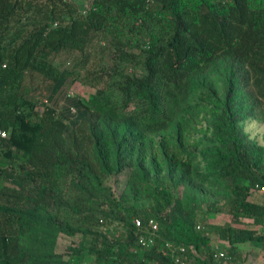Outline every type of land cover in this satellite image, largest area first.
Instances as JSON below:
<instances>
[{"label": "trees", "instance_id": "obj_1", "mask_svg": "<svg viewBox=\"0 0 264 264\" xmlns=\"http://www.w3.org/2000/svg\"><path fill=\"white\" fill-rule=\"evenodd\" d=\"M90 5L0 0V264H176L168 241L193 264H221L180 182L151 179L184 168L204 121L216 143L206 172L223 191L209 207L229 217L215 233L228 264H246L240 246H264V201L251 198L263 148L241 129L264 119V0ZM99 53L114 61L104 74L88 69ZM69 82L95 91L71 95ZM135 218L158 221L155 246H138Z\"/></svg>", "mask_w": 264, "mask_h": 264}, {"label": "rangeland", "instance_id": "obj_2", "mask_svg": "<svg viewBox=\"0 0 264 264\" xmlns=\"http://www.w3.org/2000/svg\"><path fill=\"white\" fill-rule=\"evenodd\" d=\"M73 1L83 11L89 10L92 2V0ZM107 57V55L97 54L92 58L88 69L90 68L93 71L104 74L110 68L108 62L114 63V61L107 59ZM85 75L86 73L82 75V79ZM91 86L92 85H85L82 82L68 83L69 93L82 97H87L95 91V88ZM208 124L209 122L204 121L199 125V130L191 135L190 142L187 144V148L191 154V160L185 162L183 169L180 167L177 169L174 176H169L170 171L161 172V169L158 168L153 171L151 179L152 182H155L154 180H161L160 186L168 185V180L170 179L180 182L179 193L182 204L188 203L189 205L196 204L199 206L196 220L198 222H205L211 227L210 236L212 239V246L215 247L223 246V241L215 233L214 227H223L224 224L229 222V217L223 214V211H214L209 207L210 198L221 196L223 191L221 185L214 179H210L206 172L208 160L211 158L210 154L216 146L212 130L207 127ZM241 126L242 132L249 138L255 140L257 144L263 148L262 165L264 169V119H249L242 123ZM158 140L159 139H157V141ZM147 162H149V160H147ZM108 186L114 189L119 195L125 190L126 182L120 179V177H114L108 182ZM252 195L251 198L253 202L260 203L264 201V194L253 193ZM143 205L146 206L148 203L145 202ZM260 232L263 234L264 228L261 229ZM77 242V239H61L60 241L63 246H69ZM240 250L246 257V264H264V246L262 243L242 245L240 246Z\"/></svg>", "mask_w": 264, "mask_h": 264}, {"label": "built area", "instance_id": "obj_3", "mask_svg": "<svg viewBox=\"0 0 264 264\" xmlns=\"http://www.w3.org/2000/svg\"><path fill=\"white\" fill-rule=\"evenodd\" d=\"M2 137H6L5 133H1ZM255 193L264 194V188H257ZM133 224L139 230L138 246L143 249H148L156 245L157 238L159 237L160 226L157 220L150 219L147 223H144L142 219L135 218ZM198 230H202L203 226L198 225ZM214 258L221 264H228L230 260L229 253L215 246ZM165 255L171 254L175 258L176 264H193V261L187 259V249L183 246H175L172 242L165 243L164 248Z\"/></svg>", "mask_w": 264, "mask_h": 264}, {"label": "clouds", "instance_id": "obj_4", "mask_svg": "<svg viewBox=\"0 0 264 264\" xmlns=\"http://www.w3.org/2000/svg\"><path fill=\"white\" fill-rule=\"evenodd\" d=\"M1 133H5V132H1ZM1 133H0V135H1ZM6 134V133H5ZM2 137V136H1ZM6 137H7V134H6ZM6 137H2V138H6Z\"/></svg>", "mask_w": 264, "mask_h": 264}]
</instances>
